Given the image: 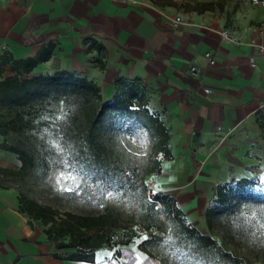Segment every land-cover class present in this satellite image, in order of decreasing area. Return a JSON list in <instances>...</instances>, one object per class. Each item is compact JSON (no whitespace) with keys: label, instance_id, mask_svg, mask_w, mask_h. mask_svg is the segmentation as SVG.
I'll use <instances>...</instances> for the list:
<instances>
[{"label":"crops","instance_id":"1","mask_svg":"<svg viewBox=\"0 0 264 264\" xmlns=\"http://www.w3.org/2000/svg\"><path fill=\"white\" fill-rule=\"evenodd\" d=\"M253 37L264 44V10L227 29L156 0H0V57L36 59L31 76L72 72L92 80L106 101L116 80L143 84L169 130L171 158L151 174L156 191L174 197L192 224L227 175L264 173V53ZM19 205L15 189L0 187V264H164L137 237L99 247L93 261L71 259L75 250L57 248Z\"/></svg>","mask_w":264,"mask_h":264},{"label":"rangeland","instance_id":"2","mask_svg":"<svg viewBox=\"0 0 264 264\" xmlns=\"http://www.w3.org/2000/svg\"><path fill=\"white\" fill-rule=\"evenodd\" d=\"M161 4L174 5L187 15H202L217 18L224 27L231 29L248 23L255 10H264V0H156ZM211 2L214 9L198 12L201 4ZM9 74V72H6ZM31 75L29 74L28 77ZM22 121L15 129L6 127L7 133L0 134V146L14 145L33 154L35 165L25 174L15 173L20 162L16 154L0 148V187L13 188L18 197L33 200L47 210L46 215L26 214L41 230L51 226L50 212L57 226L67 214L94 216L112 205L119 215L120 226L112 231L114 240L130 235L134 229L137 238L156 235L151 243L153 253L164 264H187V260L176 248L165 230L151 228L146 233L134 205L118 190V182L87 165L88 156L81 146L78 132L87 127L91 108L82 98L63 94L50 97V102L31 107H21ZM8 110L0 103V120H9ZM97 138L103 158L124 169L142 170L145 166L151 144L147 132L123 116L112 113L105 117L97 128ZM17 162V163H13ZM248 172V171H247ZM264 188V173L251 170L246 175ZM236 173L226 176L224 183L230 185L240 178ZM145 183L152 185L156 179L145 176ZM214 199V190L210 202ZM201 221L193 222L202 233L211 235L219 245L232 253L243 256L253 264H264V201L253 199L235 201L230 210L211 217L207 223L204 214ZM59 221V223H58ZM88 236L94 229H82ZM66 239L68 237H65Z\"/></svg>","mask_w":264,"mask_h":264},{"label":"trees","instance_id":"3","mask_svg":"<svg viewBox=\"0 0 264 264\" xmlns=\"http://www.w3.org/2000/svg\"><path fill=\"white\" fill-rule=\"evenodd\" d=\"M214 9L211 2L201 4L198 12ZM100 47V46H99ZM37 60H17L9 54L0 57V103L8 110L9 120L1 122L0 134L7 133L6 126L15 129L22 121L21 107H31L50 102V97L69 94L82 98L91 108V118L85 127L78 132L81 146L88 156L87 165L118 182V190L136 209L144 228L165 230L180 250L187 264H253L243 256H238L224 249L209 234L202 233L186 217L174 197L162 191L147 190L145 176L158 174L161 160L171 158L168 145L169 130L160 116L151 111L145 88L139 80H116L115 91L110 100H104L100 87L92 80L76 76L72 72L60 70L47 75L28 77ZM9 74H6V67ZM115 113L123 116L128 122L137 124L148 134L151 150L142 170L124 169L107 162L100 151L97 128L103 119ZM0 148L16 154L20 162L14 171L25 174L35 165L34 156L28 150L14 145L1 144ZM6 168L0 166V171ZM258 182L248 177L238 178L234 184H219L214 191V199L205 210L207 223L211 217L232 208L235 201L253 199L264 201V188L257 187ZM19 209L25 214L46 215L47 210L33 200L18 197ZM120 214L112 205H106L102 212L94 216L67 214L60 220H54L50 212L51 226L44 232L56 244L57 248H71L75 251L68 256L75 260L93 261V252L103 245L127 243L138 233L133 229L130 235L114 240L112 231L120 226ZM82 229H94L93 235H86ZM65 237H68L67 239ZM151 234L140 244V248L156 241Z\"/></svg>","mask_w":264,"mask_h":264},{"label":"built area","instance_id":"4","mask_svg":"<svg viewBox=\"0 0 264 264\" xmlns=\"http://www.w3.org/2000/svg\"><path fill=\"white\" fill-rule=\"evenodd\" d=\"M180 20H181L180 17H179V16H176V18H175V23L180 22ZM222 36H223L224 38H226L227 40H235L232 36H230V34H229L227 31H224V32L222 33ZM250 44H251V46H253V47L255 48V50H256L258 53H264V44H263L262 42L258 41L257 38H255V37L251 38V39H250ZM204 57L207 59V62H208L209 65L214 64L215 60H214L212 54H211L209 51H207V52L204 53ZM250 64H251L252 66H256V61H255V58H254V57H250ZM191 72H193V73H195V74L197 73V69H196L195 66H192V67H191ZM210 91H211V90H210V88H208V87H204V88H203V92L206 93V94L210 93ZM146 186H147V185H146ZM147 190H148V191H149V190H154V188L152 187V185L148 184V186H147ZM138 229H139L140 231L144 232V233H146V231H147L145 228L140 227L139 225H138Z\"/></svg>","mask_w":264,"mask_h":264},{"label":"snow or ice","instance_id":"5","mask_svg":"<svg viewBox=\"0 0 264 264\" xmlns=\"http://www.w3.org/2000/svg\"><path fill=\"white\" fill-rule=\"evenodd\" d=\"M110 255V254H109Z\"/></svg>","mask_w":264,"mask_h":264}]
</instances>
